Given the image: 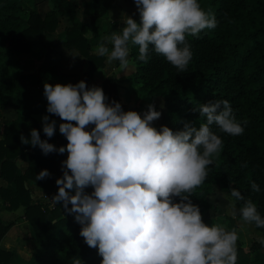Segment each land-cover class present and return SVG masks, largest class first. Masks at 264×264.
<instances>
[{
	"label": "clouds",
	"instance_id": "9594fccd",
	"mask_svg": "<svg viewBox=\"0 0 264 264\" xmlns=\"http://www.w3.org/2000/svg\"><path fill=\"white\" fill-rule=\"evenodd\" d=\"M134 4L139 23L127 17L120 32L105 36L95 49L109 64L118 61L121 69L128 66L133 45L138 46L141 62H147L151 46L178 72H185L192 59L186 37H198L202 30L217 26L214 14L203 10L198 0H134ZM43 94L47 113L64 121L59 132L67 144L56 147L41 139L35 128L30 138L21 135V143L38 146L44 155L67 152L51 201L74 216L81 225L80 236L97 249L101 264H236V230L205 224L191 199L223 146L210 126L231 136L244 132L228 100L200 104L192 110L206 122L199 127L185 122L181 130L173 131L152 126L161 116L153 104L142 116L125 111L115 100L106 102L101 87H88L83 80L45 82ZM41 119L43 133L53 137L56 121L48 115ZM242 123L246 126L247 120ZM50 175L42 169L36 180ZM88 187L91 193L85 191ZM251 189L260 192L255 182ZM230 195L233 216L235 202L243 201L238 209L243 222L264 228V217L251 199L235 188ZM259 242L264 245V238Z\"/></svg>",
	"mask_w": 264,
	"mask_h": 264
},
{
	"label": "trees",
	"instance_id": "16d2710c",
	"mask_svg": "<svg viewBox=\"0 0 264 264\" xmlns=\"http://www.w3.org/2000/svg\"><path fill=\"white\" fill-rule=\"evenodd\" d=\"M50 1L52 8L41 15L32 9L23 10L16 0H0V104L15 111L0 137V178L13 185L0 186V205L6 210L22 207V216L12 219L0 216V241L21 217L34 234L29 260L22 259L14 249L0 245V264H73L76 259L81 264H101L102 257L97 249L90 248L80 236L81 225L74 216L65 212L60 204L47 207L41 195H34L35 187L43 192L58 188L55 181L63 175L61 165L67 152L44 155L38 146L21 143V135L30 138V131L35 128L41 139L56 147L66 146L67 140L59 132V124L64 121L47 113V99L38 88L41 79L35 82L22 71L20 57L32 52L44 35L54 33L60 17H66L70 25L57 33L58 40L64 48L75 50L86 59L87 73L91 76L103 65L105 57L93 52L92 38L87 33H97L96 20L105 14L108 0H87L85 6L89 16L86 19L78 16L76 2ZM198 2L203 10L214 14L217 26L202 30L198 37H186L192 59L185 72H178L151 46L148 60L143 63L138 59V46L130 45L128 58L133 71L128 81L140 95L161 98L163 115L159 122L152 124L157 130L162 125L173 131L181 130L185 122L199 127L206 118L193 108L209 101L228 100L244 132L231 136L220 132L216 125L210 126L222 139L223 146L213 157L207 178L194 189L191 199L199 207L203 222L212 225L206 213L211 207L208 196L214 186L228 192L235 188L245 199H251L264 217V0ZM43 77L46 82L63 83L62 75L54 66ZM99 87L106 102H118L115 78L107 77ZM39 114L56 121L53 137L48 138L43 133L40 122L34 117ZM244 120H247L246 126L242 123ZM245 163L247 167H242ZM42 169H47L51 175L36 180V174ZM251 182L259 185L260 192L252 191ZM92 190L91 187L85 189L88 193ZM236 204L240 208L243 201H236ZM252 225L264 232V228ZM262 246L260 242L252 245L255 249Z\"/></svg>",
	"mask_w": 264,
	"mask_h": 264
},
{
	"label": "rangeland",
	"instance_id": "374dc122",
	"mask_svg": "<svg viewBox=\"0 0 264 264\" xmlns=\"http://www.w3.org/2000/svg\"><path fill=\"white\" fill-rule=\"evenodd\" d=\"M13 1V0H3ZM20 3L23 10L28 11L30 9L39 12L44 15L47 11L52 8L50 0H16ZM79 6L78 16L82 19H86L89 16V11L85 6L87 0H72ZM127 17L133 18L139 23V13L134 4V0H108V6L106 7L105 14L96 20L97 33L89 31L88 37L92 38V49L95 52L96 47L99 43L103 42L105 36L110 35L113 32L119 33L124 26V21ZM70 25V21L66 17H60L57 29L50 35H44L41 40L36 43L32 52L23 53L20 57L22 71L31 76L35 82L41 79L38 83V88L43 90L45 81V74H49L52 67L57 70L59 75H62L63 83L75 84L80 80L85 81L86 86H99L107 77L115 78L118 82V102L121 104L122 109L134 110L143 115L147 111V106L153 104L155 110L161 113L158 120L152 122L155 124L160 121L163 115L164 105L161 98L149 97L140 95L138 92L131 88L128 76L133 71V64L130 59L128 66L121 69L119 62L114 61L109 64L105 57L103 65L98 68L91 76L87 73V62L86 59L78 54L75 50H67L64 48L58 40L57 33L63 31ZM111 48V45H108ZM71 54L78 56L73 57ZM49 84H56L53 80L47 82ZM132 89V90H131ZM15 116V111L11 107H5L4 103L0 104V121L11 120ZM42 116L43 114L35 115L34 117L40 122L42 127ZM6 124V122H5ZM2 126V124H0ZM1 128V127H0ZM43 192V191H42ZM41 192V193H42ZM37 192L34 191V195L37 197ZM208 201L211 204L210 209L206 213V217L214 224H222L229 231L235 229L238 234L237 241V262L245 261L248 264H260L264 261V245L258 249L252 247L253 244L258 243L260 238H264V232L256 229L252 224L244 223L242 217L238 213L239 207L236 202L237 215H232V208L230 202L234 201L231 197L230 192L215 185L213 191L208 196ZM5 210V209H1ZM2 218L12 219L14 216L7 213H2ZM22 219V218H20ZM24 221H26L24 219ZM29 225V224H28ZM26 226V225H25ZM24 227L20 231L26 230ZM31 230V229H30ZM32 237H28L27 233L25 237L21 238L18 236L17 246L22 250L23 243L28 242L29 254L24 257L27 261L30 259L33 248ZM16 246V247H17ZM16 251V249H14ZM25 251V249H23ZM19 255V253H17ZM20 256V255H19ZM21 257V256H20ZM22 258V257H21ZM23 259V258H22Z\"/></svg>",
	"mask_w": 264,
	"mask_h": 264
},
{
	"label": "crops",
	"instance_id": "0c3cea01",
	"mask_svg": "<svg viewBox=\"0 0 264 264\" xmlns=\"http://www.w3.org/2000/svg\"><path fill=\"white\" fill-rule=\"evenodd\" d=\"M9 120H1L0 121V124H2V126H0V137L2 136L3 132H4V129H5V122H8ZM20 165L23 166V163H20ZM0 186L2 187H13V185H10L7 183V181H5L3 178H0ZM37 192L36 194H40L42 191L39 190L38 188H34L33 189V192ZM1 205H0V216L2 215V213H7L9 215H13L14 217L16 216H22V207H19L15 210H1ZM22 219H20L19 221H17L14 225H12L8 231L4 234V236L2 237L1 241H0V245L4 246L5 248L9 249V248H12V249H16V253H19V255L24 259L23 256H26L27 254H29L30 252L29 251V244L28 242L26 243H23L21 244L20 246H23L22 247V250H20L18 248V246L16 245L18 242H17V239H18V236L21 235V238L25 237L26 233L28 235V237H33L34 234H33V231L32 229L30 228V226L28 225L27 221H24L23 217H21ZM27 226V229L26 230H23V232L20 231V229L22 228H26ZM31 229V230H30ZM17 246V247H16ZM23 249H25V251H23Z\"/></svg>",
	"mask_w": 264,
	"mask_h": 264
},
{
	"label": "built area",
	"instance_id": "2783aa9c",
	"mask_svg": "<svg viewBox=\"0 0 264 264\" xmlns=\"http://www.w3.org/2000/svg\"><path fill=\"white\" fill-rule=\"evenodd\" d=\"M57 191H58V188H54L50 192H42L41 193V198L46 201L47 207L51 208V207L55 206V205H53L51 198Z\"/></svg>",
	"mask_w": 264,
	"mask_h": 264
}]
</instances>
